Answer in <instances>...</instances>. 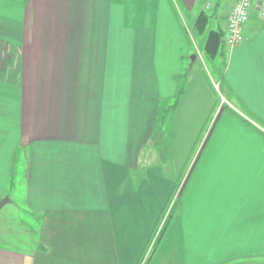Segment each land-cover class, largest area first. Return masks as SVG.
<instances>
[{
    "label": "crops",
    "instance_id": "0c3cea01",
    "mask_svg": "<svg viewBox=\"0 0 264 264\" xmlns=\"http://www.w3.org/2000/svg\"><path fill=\"white\" fill-rule=\"evenodd\" d=\"M201 1L0 0V190L19 151L24 204L38 223L29 249L0 247V264H137L142 250L135 246L151 234L176 185L174 172L167 178L148 164L167 162L159 126L165 103L184 92L178 79L190 54L175 6L194 22L204 11ZM257 1L243 43L226 50L224 66L232 105L226 146L238 156L226 164L241 166V194L257 199L239 210L245 213L243 249L231 250L226 242V200L217 196L223 199L215 222L223 231L202 243L188 233L184 249L172 256L175 264L264 261V19ZM235 2L214 0L211 22L217 26L211 29L226 33ZM221 6L223 25L216 16ZM245 182H255L257 190L247 191ZM190 189L180 223L192 213ZM161 195L155 213L151 197L156 203ZM252 209L254 219L247 215ZM254 224L252 248L245 228Z\"/></svg>",
    "mask_w": 264,
    "mask_h": 264
},
{
    "label": "rangeland",
    "instance_id": "374dc122",
    "mask_svg": "<svg viewBox=\"0 0 264 264\" xmlns=\"http://www.w3.org/2000/svg\"><path fill=\"white\" fill-rule=\"evenodd\" d=\"M175 9L179 12V23L186 31H183L182 36L190 54L185 59L182 77L178 79V88H182L184 92L171 97L165 103L167 111L164 113V121L162 124L159 120L157 121V124L160 123L159 128L164 131L161 133V143L165 145V149L162 148V155L167 162L163 164L162 161L151 159L148 164L152 167H160L161 171L158 170V172L167 178L172 177L174 172L176 185L172 194L166 198V205H163L162 195L158 196L160 201L156 203L155 197H151L155 213L159 210L156 206L165 207L159 210L161 212L154 222L151 234L135 246L137 253L142 250L137 264H175L174 261L171 262L172 256L177 257V254H180L179 250L184 249L183 244L188 233L194 234V241L202 243L209 238V242H213L216 232L223 231L221 226L215 222L218 219L219 206L223 199L218 200L217 196L225 197L226 200L224 207L222 205L226 209V242L228 240L233 244L230 247L231 250L241 251L243 246L239 244V240L242 237L245 213L239 210H242V207L248 210L247 207L257 204L255 197L243 198L241 194L244 183L241 181L243 179L241 166L226 164V160H230L231 157L238 158L236 150L226 146L229 144V141H226V111L228 112L226 106L231 107L232 105L221 89L216 71L217 69L224 70L226 57L224 60H217L214 64L209 63L200 47L197 46V38L193 37V20L181 7L177 9L175 6ZM225 9L221 6L216 15L220 18L222 25ZM198 10H204L209 16H215L212 6L210 9L204 8V1L200 2ZM195 13L196 16L197 11ZM215 22L216 19H213L209 27H216ZM185 34H188L189 39L185 37ZM193 55H195L196 62L191 65L190 69L186 64L192 62ZM190 73L196 80L192 83ZM215 85L219 88L216 89ZM235 116L241 120V117ZM166 152L167 155L169 153L171 155V163L168 162V157L166 158ZM21 156L19 151L15 153L11 165V176L3 190H0V198L4 196L0 201L8 200L0 209V247L9 249H29L32 245L30 232L36 230L38 226L37 221L32 218L24 204V164ZM147 165H140V167L146 168ZM254 183L245 182L247 191L257 190ZM189 189L191 190L189 193L191 203L189 204H191L192 213L185 216L184 222L180 223L181 201ZM212 208H215L214 212L205 213ZM250 211L252 213H247V215H251L254 219L257 213L254 209ZM195 220L197 224L193 222ZM257 227V224H254L252 228L246 226V235L249 237L247 247L253 242L252 248H255L254 238ZM187 245L191 253L192 243ZM256 260H258L256 257L232 258L227 260L226 264H264V261Z\"/></svg>",
    "mask_w": 264,
    "mask_h": 264
},
{
    "label": "trees",
    "instance_id": "16d2710c",
    "mask_svg": "<svg viewBox=\"0 0 264 264\" xmlns=\"http://www.w3.org/2000/svg\"><path fill=\"white\" fill-rule=\"evenodd\" d=\"M212 16L207 15L205 11H202L196 18L193 24V37L197 38V46L203 52L205 59L214 64L217 60H224L226 55V48L224 46L225 34L221 30L211 29L209 24L212 20ZM189 39V37L187 36ZM220 86L229 99L230 95L226 92V88L223 86L224 82V70L217 69ZM225 85V84H224ZM227 107V106H226Z\"/></svg>",
    "mask_w": 264,
    "mask_h": 264
},
{
    "label": "built area",
    "instance_id": "2783aa9c",
    "mask_svg": "<svg viewBox=\"0 0 264 264\" xmlns=\"http://www.w3.org/2000/svg\"><path fill=\"white\" fill-rule=\"evenodd\" d=\"M204 8L210 9L214 0H203ZM252 0H236L227 18V31L224 36V46L226 50L233 49L243 43L242 29L248 20ZM257 16L264 19V0H258L256 5ZM218 89L219 86L215 85Z\"/></svg>",
    "mask_w": 264,
    "mask_h": 264
},
{
    "label": "water",
    "instance_id": "95a60500",
    "mask_svg": "<svg viewBox=\"0 0 264 264\" xmlns=\"http://www.w3.org/2000/svg\"><path fill=\"white\" fill-rule=\"evenodd\" d=\"M194 58H195V55L192 56V60H194ZM7 202H8V200L0 201V208Z\"/></svg>",
    "mask_w": 264,
    "mask_h": 264
}]
</instances>
